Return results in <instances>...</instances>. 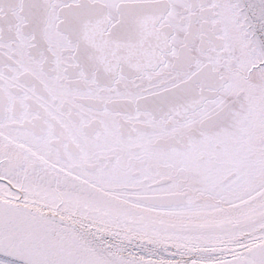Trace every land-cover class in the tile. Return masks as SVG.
Wrapping results in <instances>:
<instances>
[{
    "label": "snow or ice",
    "instance_id": "6c2138e0",
    "mask_svg": "<svg viewBox=\"0 0 264 264\" xmlns=\"http://www.w3.org/2000/svg\"><path fill=\"white\" fill-rule=\"evenodd\" d=\"M0 264H264V0H0Z\"/></svg>",
    "mask_w": 264,
    "mask_h": 264
}]
</instances>
